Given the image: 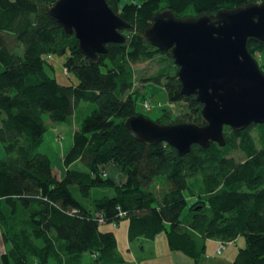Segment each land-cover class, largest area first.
Here are the masks:
<instances>
[{"label": "trees", "instance_id": "obj_1", "mask_svg": "<svg viewBox=\"0 0 264 264\" xmlns=\"http://www.w3.org/2000/svg\"><path fill=\"white\" fill-rule=\"evenodd\" d=\"M55 1L0 0V264H28L30 258L33 264H85L86 255V264H123L113 232L99 229L122 220L129 243L164 232L170 251L198 262L207 240L226 244L242 237L244 248L233 264H264V124L240 132L224 127L223 147L193 146L184 157L165 143L138 142L125 126L140 115L132 97L139 92L132 91L133 67L157 56L166 65L146 81L163 80L167 101L185 109L173 118L163 108L155 123L206 124L196 97L181 94L170 52L144 37L152 15L170 10L178 18L196 17L264 0H135L121 8L120 0H106L131 28L127 43L107 45L97 65L80 54L73 34L48 18ZM19 46L21 56L14 53ZM246 47L264 75V41L248 38ZM54 56L65 57L67 76L77 83L62 85L50 75ZM79 102L94 109L74 130L58 179L39 152L45 118L63 123ZM234 151L245 160L231 157ZM108 164L118 167L124 181L107 176ZM92 189L112 195L91 198Z\"/></svg>", "mask_w": 264, "mask_h": 264}, {"label": "water", "instance_id": "obj_2", "mask_svg": "<svg viewBox=\"0 0 264 264\" xmlns=\"http://www.w3.org/2000/svg\"><path fill=\"white\" fill-rule=\"evenodd\" d=\"M48 18L74 35L91 65L99 63L107 45L127 43L123 32L131 28L106 0H56ZM144 37L152 47L170 52L181 94L196 97L206 124L160 126L135 115L125 126L138 142L165 143L184 157L193 146L223 147L224 127L240 132L264 124V75L246 47L248 38L264 41V1L186 18L164 10L152 15Z\"/></svg>", "mask_w": 264, "mask_h": 264}, {"label": "rangeland", "instance_id": "obj_3", "mask_svg": "<svg viewBox=\"0 0 264 264\" xmlns=\"http://www.w3.org/2000/svg\"><path fill=\"white\" fill-rule=\"evenodd\" d=\"M135 0H120L119 7H123L124 4ZM255 2V1H253ZM260 3V2H257ZM125 35L127 34L124 33ZM16 55H22L21 47H17L14 51ZM50 64L53 66V70L50 71V75L53 76L58 83L62 85H69L70 83H77V80L72 76L69 77L65 74L63 63L65 57L54 56L49 58ZM166 64L161 61V57L157 56L151 61H145L134 65L135 70V86L132 91L138 89V93L134 94L133 100L135 102V110L138 114L144 117L156 121L161 115L163 108L171 110L172 117H176L184 111L183 104H170L167 101V95L163 88V80L161 84H156L153 81H146L147 78L156 76L157 73ZM3 70V66L0 64V72ZM143 101L149 104V110L143 108ZM94 109V104L90 102H79L74 115L69 117L65 122L60 124H51L48 119L45 118V124L47 125V131L44 134L39 152L45 154L51 161L52 167L55 169L58 166L63 168L62 156L71 147L72 134L76 130L84 117L89 115ZM252 137L256 143H258V135L256 130L251 131ZM236 161L243 162L245 157L242 153L234 151L230 153ZM77 167L83 170L78 164ZM109 176L115 178L113 170L107 168ZM107 174V173H106ZM121 174V173H120ZM119 175V173L117 174ZM112 192L106 189H92L90 191V197H102L111 196ZM128 222L126 220L120 221L118 225L108 224L101 225L100 231H111L115 234L117 240V252L124 260L123 264H174L172 259V252L169 251L165 233L162 232L156 236L155 241L138 239L131 243H128L126 238ZM243 242V239H240ZM219 243V242H218ZM209 248L215 246L214 243H208ZM234 246V243L229 245ZM227 243L224 245V249ZM224 250H222L223 252ZM90 258L86 255L83 257V263H88ZM28 264H33V260L30 258Z\"/></svg>", "mask_w": 264, "mask_h": 264}, {"label": "crops", "instance_id": "obj_4", "mask_svg": "<svg viewBox=\"0 0 264 264\" xmlns=\"http://www.w3.org/2000/svg\"><path fill=\"white\" fill-rule=\"evenodd\" d=\"M0 119H1V117H0ZM71 145H72V143H71ZM64 154H66V153H63V155ZM3 157H4V151H3L2 145L0 143V159H2ZM108 167L111 168V170H113L114 175H115L114 179H113V177H111L112 175L109 176V174L107 172ZM65 171H66V168L64 165H63V168L61 166H58L57 168H55V172H56L58 179H61L64 176ZM105 172L107 173L108 177L112 178L115 181L122 182L125 179L124 176L122 174H120L118 167H116L113 164H108L105 167ZM118 173H119V175H117ZM127 227H128V225H127ZM114 236H115V234H114ZM156 236L151 241L154 242ZM126 238H127V230H126ZM240 239H243V238L237 237L233 241L228 242L227 246H229L233 243H234V246L233 247H231V246L226 247L224 249V251L221 252L220 255L216 254V247L218 245V241L207 240L205 242V246H206L205 254L198 260V262H194L192 259L184 256L183 254H181L179 252L170 251V250L169 251L172 252L171 257H172V259H174V264H233V261L237 255L238 251L240 249L244 248V240H243V242H241ZM116 242H117V240H116ZM210 242L214 243L215 246H213V247L211 246L209 248L208 243H210ZM4 252H5V248H4V245H3V242L1 239V234H0V258ZM0 261H1V259H0Z\"/></svg>", "mask_w": 264, "mask_h": 264}, {"label": "built area", "instance_id": "obj_5", "mask_svg": "<svg viewBox=\"0 0 264 264\" xmlns=\"http://www.w3.org/2000/svg\"><path fill=\"white\" fill-rule=\"evenodd\" d=\"M64 72H65V74L67 75V71L64 70ZM143 108H144L145 110H149V109H150V108H149V104H148L147 102H145V101L143 102ZM119 217H120V218L125 217V213H123V212H119ZM99 223L102 224V223H103V220H102V219H99ZM224 245H225V243H222V242H219V243H218V245H217V247H216V254H217V255H220L221 252H222V250H224Z\"/></svg>", "mask_w": 264, "mask_h": 264}, {"label": "flooded vegetation", "instance_id": "obj_6", "mask_svg": "<svg viewBox=\"0 0 264 264\" xmlns=\"http://www.w3.org/2000/svg\"><path fill=\"white\" fill-rule=\"evenodd\" d=\"M126 31L123 32V34L125 33Z\"/></svg>", "mask_w": 264, "mask_h": 264}]
</instances>
